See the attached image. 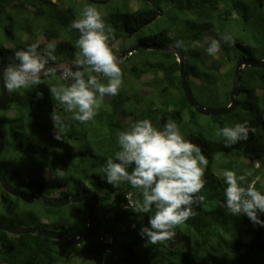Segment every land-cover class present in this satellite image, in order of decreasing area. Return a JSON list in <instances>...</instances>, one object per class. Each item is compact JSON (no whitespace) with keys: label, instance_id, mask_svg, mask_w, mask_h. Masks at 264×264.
I'll return each instance as SVG.
<instances>
[{"label":"trees","instance_id":"16d2710c","mask_svg":"<svg viewBox=\"0 0 264 264\" xmlns=\"http://www.w3.org/2000/svg\"><path fill=\"white\" fill-rule=\"evenodd\" d=\"M77 1L0 0V63L11 62L16 50L38 39L56 40V59L51 64L72 61L79 32L70 23L82 18L85 7L101 12L106 29L112 30L110 46H117L113 48L116 56L122 43L126 50L136 44L182 41L178 49L185 60L189 88L205 107L229 104L237 59L264 58V0H84L85 6ZM222 34H230L233 42H222L217 56L208 55L205 37L219 39ZM61 48L66 52L58 57ZM122 61L119 93L106 95L97 115L85 123L67 119L71 114L52 97L49 88L65 83L59 74H42V83L9 91L13 103L0 110V128L6 134L0 167L7 182L49 197L93 191L97 204L94 232L79 245L0 231V264H264V227L228 211L223 204L222 173L210 170L215 157L222 154L216 170L227 163L229 170L240 175L249 166L252 175L245 183L255 181L257 190L264 192V136L260 141L250 133L247 141L225 148L223 137L217 135L219 128L244 121L264 129V67L242 69L238 104L231 113L203 116L185 98L174 54L138 49ZM53 111L67 124L61 140L54 138ZM142 119H150L158 128L174 121L209 161L201 191L204 200L195 208L196 215L175 228V237L157 244L139 235L141 226H147L154 215V207L142 214L125 207L129 201L142 200V190L127 182L110 185L102 171L106 159L119 150L116 133ZM251 141L260 147V154L254 152L253 144L249 146ZM4 193L0 192V222L5 223V217L11 225L17 222L73 237L88 231V211L80 202L47 206ZM21 201L30 207L18 211Z\"/></svg>","mask_w":264,"mask_h":264},{"label":"clouds","instance_id":"9594fccd","mask_svg":"<svg viewBox=\"0 0 264 264\" xmlns=\"http://www.w3.org/2000/svg\"><path fill=\"white\" fill-rule=\"evenodd\" d=\"M70 28L79 32L75 42L79 51L71 62L59 69L55 67L57 64L50 67L49 61L56 59L57 42L53 39L44 43L38 39L13 53L12 61L0 73V80L9 92L38 85L42 83V74L53 75L61 70L65 83L49 88L50 93L63 106L64 112L71 114L67 119L85 123L94 119L106 95L119 93L123 83L120 66L123 61L114 54L110 46L112 30L106 29L104 18L96 8L85 7L82 18L74 19ZM205 41L208 44L205 52L210 56L221 52L222 42H233L230 34H222L219 39L205 37ZM174 46L181 48L183 42L176 41ZM103 80L106 83L101 82ZM42 95L37 93L38 97L42 98ZM64 119L55 111L51 113L57 140L62 139L67 128ZM250 133L254 134L255 128L248 121L224 126L217 131V135L223 137L225 148L247 141ZM116 142L119 150L102 166L106 183L127 182L142 190V200L129 201L125 206L134 213H149L154 207L155 213L148 218L147 226H141L139 230L142 238L152 244L172 239L176 235L175 228L195 216V208L204 200L201 191L207 182L208 159L199 145L185 138L174 121L158 128L150 119L138 120L118 131ZM251 175L250 169L240 175L234 170L222 172L226 185L223 204L233 216L244 215L253 225L264 227L261 218L264 215V192L257 190L255 181L245 183ZM44 176L49 178L47 170Z\"/></svg>","mask_w":264,"mask_h":264},{"label":"water","instance_id":"95a60500","mask_svg":"<svg viewBox=\"0 0 264 264\" xmlns=\"http://www.w3.org/2000/svg\"><path fill=\"white\" fill-rule=\"evenodd\" d=\"M94 1V0H91ZM138 49L141 50H150V51H163L167 53H172L175 55L176 60L179 65V74H180V84L181 89L185 95V98L188 104L193 107L199 114L203 116H220L231 113L235 106L238 104V97L240 95V79L241 72L245 66L263 68L264 67V58L259 60H254L252 58H239L235 62L234 68V78L233 84L231 87L230 95H229V104L222 108H209L199 104L193 97L191 90L189 88L186 73L184 70L185 60L182 58L181 52L178 48L171 44H136L129 47L126 50H123V43L121 44L120 53L117 55L118 58L124 60L125 57L135 53ZM69 63V62H66ZM8 63L1 62L0 63V73H2L3 68L6 67ZM50 67L54 65L49 61ZM55 67L59 69V64ZM56 74L61 75V70H57ZM13 103V99L10 97L9 92L5 90L3 87V82L0 80V110L5 111L8 109V106ZM5 140V132L0 128V155L2 149L4 147ZM0 185L4 192L19 198L21 200H31V201H40L44 205L47 206H61V205H69L72 203H82L87 208V233L81 237H73L65 232L58 231H50L46 229H40L36 227H23L18 225H6L0 222V231H5L15 235L21 234H36L44 237H48L54 240H63L73 245H79L83 241L90 238V236L94 232V224H95V208L97 204V196L93 191H84L80 194L74 193L67 197H49L40 192H23L16 187L9 184L2 172L0 167Z\"/></svg>","mask_w":264,"mask_h":264},{"label":"rangeland","instance_id":"374dc122","mask_svg":"<svg viewBox=\"0 0 264 264\" xmlns=\"http://www.w3.org/2000/svg\"><path fill=\"white\" fill-rule=\"evenodd\" d=\"M95 1H103V0H95ZM104 1H106V0H104ZM77 3L78 4H83V6H85L86 4V2L84 3V0H79V1H77ZM110 4H111V2H110ZM151 26V28L154 30V31H156L157 30V26H155V23H152V25H150ZM40 40H42V39H40ZM117 46L116 45H114L113 46V48L115 49V50H117V48H116ZM75 51H76V53L79 51V49L78 48H76L75 47ZM66 52V49L65 48H61V49H59L58 51H57V53H59V56L58 57H60L62 54H64ZM218 55V54H217ZM216 55V56H217ZM66 62H71V61H69V60H67ZM66 62H63V63H59V67L60 66H62V65H64V64H66ZM232 87V86H231ZM147 89V88H146ZM254 135H255V137L257 138V139H259L260 141H263V139L261 138V136H264V129L262 128V127H258V128H256L255 129V133H254ZM253 144V145H252ZM250 145H252L251 147H253L254 148V152L255 153H257V154H260L261 152H259V148L260 147H258L256 144H255V142L254 141H251V143H249V146ZM254 145H255V147L257 148V149H255V147H254ZM248 146V147H249ZM203 152V151H202ZM253 152V151H252ZM251 152V153H252ZM203 154L205 155V153L203 152ZM232 155V158L233 159H235L236 158V156H235V154L234 153H231ZM206 156V155H205ZM221 156H222V154H218L216 157H215V159H214V162H213V165L211 166V168H210V170L212 171V172H214V173H216L217 175H219L218 174V172L217 171H220V173H222L224 170H229L228 169V164L226 163L225 165H223L222 166V168H219V166L217 167V170L215 169V163H217V162H219L220 161V159H221ZM248 162V159L247 158H245V160L243 159V163H247ZM253 163H254V165H257V161L255 160V162L253 161ZM255 167V166H254ZM255 168H257V167H255ZM219 169V170H218ZM248 169H250L251 171H252V169H251V167H249L248 166ZM247 169V170H248ZM230 170H233V168L232 169H230ZM263 175H264V172H263ZM264 179V178H263ZM17 189H19V190H21V191H23V192H28L29 191V189L28 188H23V187H17ZM0 192L1 193H4V191L3 190H0ZM5 194V193H4ZM24 202H26V201H21V203L19 204L20 205V207L17 209L18 211H21L22 209H25L24 208V206L26 205V208H28V207H30V204L29 203H24ZM15 210V209H14ZM11 212V211H10ZM10 212H8V213H10ZM4 219L6 220L5 221V223H3V222H1V223H3V224H6V225H11V224H9L10 222H9V220L7 219V218H5L4 217ZM14 221H18V220H14ZM14 225H17L18 223L17 222H14L13 223Z\"/></svg>","mask_w":264,"mask_h":264},{"label":"bare ground","instance_id":"6f19581e","mask_svg":"<svg viewBox=\"0 0 264 264\" xmlns=\"http://www.w3.org/2000/svg\"><path fill=\"white\" fill-rule=\"evenodd\" d=\"M150 22H151V21H150ZM66 61H67V60H66ZM66 61H65V62H66ZM3 131H4V130H3ZM4 132H5V131H4ZM5 135H6V134H5ZM229 155H230V154H229ZM238 155H239V154H238ZM255 157H256V156H255ZM258 163H259V162H258ZM198 243H199V242H198Z\"/></svg>","mask_w":264,"mask_h":264}]
</instances>
